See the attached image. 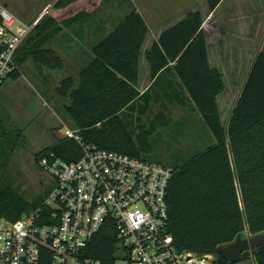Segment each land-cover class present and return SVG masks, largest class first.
Here are the masks:
<instances>
[{"label":"trees","instance_id":"trees-1","mask_svg":"<svg viewBox=\"0 0 264 264\" xmlns=\"http://www.w3.org/2000/svg\"><path fill=\"white\" fill-rule=\"evenodd\" d=\"M221 1L206 0L208 9L213 11ZM62 6L61 0L52 5ZM88 17L89 13H77L63 25L79 19L78 30L84 31ZM42 18L16 50L14 69L7 79L19 78L20 66L28 59L49 69L63 67L62 58L43 46L63 27L55 24L42 29L45 20H53L47 14ZM203 22L204 14L197 9L160 34L146 51L153 82L140 92L139 59L148 26L132 8L109 34L98 39L92 47V60L78 75L61 79L56 93L68 101L63 108L84 143L143 159L148 152L150 131L142 123L132 126L131 118L140 120L149 103L160 101L164 108L166 104H179L200 114L214 142L180 164L170 165L174 174L168 189V231L179 250L212 253L213 264H233L219 254L218 247L231 243L240 233L264 232V51L254 58L231 115L224 122L217 97L224 91L225 83L223 74L209 63ZM39 29L41 34L33 38ZM173 75L177 81L168 78ZM8 118L0 104V141H28L19 126H14L9 134L5 124ZM159 119L162 117L158 115L149 122L156 125ZM51 152L72 161L81 157L83 149L74 138H60L36 152L37 161L40 163ZM43 201L31 204L11 186L2 187L0 217L16 220ZM115 243V230L106 226L95 236L89 251L109 263ZM255 262L264 264V251L256 254Z\"/></svg>","mask_w":264,"mask_h":264},{"label":"built area","instance_id":"built-area-1","mask_svg":"<svg viewBox=\"0 0 264 264\" xmlns=\"http://www.w3.org/2000/svg\"><path fill=\"white\" fill-rule=\"evenodd\" d=\"M0 14V88L14 69V54L41 17L23 22L7 8ZM77 160L53 152L41 167L55 181L37 208L16 220L0 217V264H213L212 253L179 250L168 231V189L174 168L84 143ZM115 230L109 263L89 251L104 228Z\"/></svg>","mask_w":264,"mask_h":264},{"label":"rangeland","instance_id":"rangeland-1","mask_svg":"<svg viewBox=\"0 0 264 264\" xmlns=\"http://www.w3.org/2000/svg\"><path fill=\"white\" fill-rule=\"evenodd\" d=\"M55 1L0 0V8H7L18 20L23 22H32L44 14L59 17L73 16L81 12L89 13V10L96 8L98 19L105 20L107 17L114 23L126 12L129 2V0H115L113 4H107L103 0H61L64 6L57 8L52 7ZM132 1L136 3V0ZM82 21L85 20L82 19ZM102 22L104 23V21ZM47 26L48 23L45 20L42 29L47 28ZM64 32L69 33L75 49L79 48L80 50V56L78 61H75V67H79L78 70H81L89 62V45L83 36L84 31L78 30L76 25H69L68 28L64 29ZM37 33L40 35L41 29L33 33V38L37 37ZM68 59L69 56H66L65 60L68 61ZM20 68L22 75L16 80L8 78L1 89L6 107L9 110L4 108L9 114L5 124L10 134L13 132L14 126L25 125L31 121L25 129L26 134H29L31 139L21 144L16 143L13 139L6 140L4 143L0 141V189L11 186L31 204H38L49 196L55 185L53 177L41 167L36 159V152L51 137L48 126L59 124L56 131L59 136H62L60 138L67 137L65 136L66 129L75 131L76 129L63 108V104L68 101L57 95L55 87L50 89V87L46 88L42 85L45 80L44 76L50 71H46L44 67L32 59L26 60ZM67 70L68 68L53 71V75L59 77L58 81L56 79L55 86L65 76L74 74L77 76L78 70L75 72L70 70L67 72ZM50 74L52 73L50 72ZM239 90V88L235 89V96ZM47 101L51 104L47 105ZM43 102H45V106H43ZM163 113L166 117L163 116ZM134 115L136 116V112ZM158 115L162 119H159L156 125L149 122ZM228 115L229 112H225L224 122L228 121ZM131 123L132 126L141 123L147 125L146 128L150 134L148 152L145 158L153 162L168 165L180 164L183 160L193 156L196 151L204 150L214 142L209 128L201 120V117L179 104H166V108H164L160 101L149 103L146 114L141 115L140 120H132L131 118ZM116 264H126V260L119 258ZM233 264H254V262L249 257Z\"/></svg>","mask_w":264,"mask_h":264},{"label":"crops","instance_id":"crops-1","mask_svg":"<svg viewBox=\"0 0 264 264\" xmlns=\"http://www.w3.org/2000/svg\"><path fill=\"white\" fill-rule=\"evenodd\" d=\"M114 1L107 4H113ZM133 2L129 0L126 12L135 8L143 16L148 26V32L140 51L137 83L139 91L144 92L153 82L150 74V64L146 59V51L151 48L154 41L159 39L160 34L165 29L182 20L188 13L200 9L204 14L202 27L208 45L209 63L223 74L225 83L224 91L217 97L220 116L223 121L225 112H229V118L254 58L260 51H264V0H222L213 11L208 9L206 0H136V3ZM126 12L112 23V20L107 19V17L105 20L98 19L96 8L89 10L87 27L84 28V37L87 39L89 45V62L94 56L92 47L97 44L98 39L109 34L114 29L115 25L124 17ZM51 17L53 20L48 23L47 27L58 24L63 28L52 38L48 39L43 46L54 50L62 58L63 67L60 69L44 67L46 71H50L52 74L48 72L44 76L45 80L42 85L46 88L50 87V89H52L51 87H55L56 91V79L58 81L59 77L53 75V71H61L66 68H68L67 72L69 70L71 72L77 71L79 67H75V61H78L80 50L79 48L75 49L73 40L70 38L71 36L69 33L66 34L64 32V29L68 28V26H64L63 24L66 20H70L72 15L63 17L52 15ZM68 24L76 25L78 29L81 26V21L73 19ZM66 56H69L70 60H65ZM79 71L76 72L77 75ZM72 76L75 77L76 75ZM168 78H172L174 81L178 80L174 75ZM3 85L0 88V104L8 110L1 93ZM237 88L240 90L235 96V89ZM44 104L45 102H43V106H45ZM46 104L50 105L51 103L47 101ZM11 115L16 119L13 114ZM198 115L200 117V114ZM30 122L19 126L23 129L28 140L31 138L29 134H26L25 129ZM58 127L59 124L48 126L51 137L38 151L55 144L62 137L56 131Z\"/></svg>","mask_w":264,"mask_h":264},{"label":"water","instance_id":"water-1","mask_svg":"<svg viewBox=\"0 0 264 264\" xmlns=\"http://www.w3.org/2000/svg\"><path fill=\"white\" fill-rule=\"evenodd\" d=\"M264 251V232L255 235L238 234L231 243L218 247L219 254L228 262L235 263L246 258H252L254 264L255 256Z\"/></svg>","mask_w":264,"mask_h":264}]
</instances>
